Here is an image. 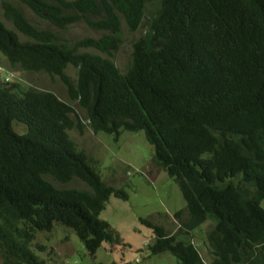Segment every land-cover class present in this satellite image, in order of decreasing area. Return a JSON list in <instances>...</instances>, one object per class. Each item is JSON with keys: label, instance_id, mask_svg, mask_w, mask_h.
<instances>
[{"label": "trees", "instance_id": "16d2710c", "mask_svg": "<svg viewBox=\"0 0 264 264\" xmlns=\"http://www.w3.org/2000/svg\"><path fill=\"white\" fill-rule=\"evenodd\" d=\"M17 1L54 30L0 0L12 25L0 20V53L10 68L58 76L69 102L0 75V264H47L34 240L54 224L92 257L117 239L99 214L111 195L128 194L104 182L70 138L84 127L71 102L95 133L117 140L142 131L152 162L178 187L185 206L173 216L183 235L140 219L155 236L151 254L168 252L177 264H264V0ZM121 19L130 32L145 26L125 71L112 59ZM78 22L102 35H60ZM74 178L88 188L70 185Z\"/></svg>", "mask_w": 264, "mask_h": 264}, {"label": "rangeland", "instance_id": "374dc122", "mask_svg": "<svg viewBox=\"0 0 264 264\" xmlns=\"http://www.w3.org/2000/svg\"><path fill=\"white\" fill-rule=\"evenodd\" d=\"M12 2L38 28L54 30L52 25L40 20L24 4L17 0H12ZM2 12L0 4V20L8 28H12ZM151 14H153V6L149 3L143 20ZM144 33V22L137 31L130 32L122 20L120 47L112 57L119 70H126L130 62L131 44L134 39ZM60 35L69 40H76L86 36L99 37L102 32L89 28L85 23L78 22L61 31ZM20 37L25 39L22 34ZM90 51L95 52L92 49ZM66 72L72 79L76 78L75 67L68 65ZM0 75L5 80L53 91L62 100L69 102L65 88L58 76L51 77L45 72H27L19 67L10 68L1 53ZM71 104L84 122V127L81 132L77 129L69 130L70 138L98 166L96 168L99 169L102 180L109 185L123 186L128 198L122 200L111 195L99 214V218L107 221L117 235L116 243H103L92 257L86 253L81 241L72 230L60 224H54L50 231L36 233L34 241L39 245H44L43 250L37 251L40 257L44 258L47 264H94L95 262L134 264L135 260L138 261L136 262L138 264H177V259L167 252L149 254L147 246L155 239V236L152 230L140 220L143 218L161 224L168 234L178 232L179 235H183L185 231L173 216L174 211L184 208V200L174 181L152 162V145L146 141L142 131H122L117 140L111 134L95 133L87 125L84 111L76 102H71ZM11 125L17 133H23L26 130L25 125L16 121H12ZM70 185L80 187L79 189L88 188L84 182L77 178H74ZM261 206L264 208V200L261 202ZM209 226L206 222L202 227L206 230ZM203 229L193 231L192 236L195 238V242L197 239L201 241ZM200 244L202 247L204 246L203 242ZM197 248L202 257L206 258V252L199 246Z\"/></svg>", "mask_w": 264, "mask_h": 264}, {"label": "clouds", "instance_id": "9594fccd", "mask_svg": "<svg viewBox=\"0 0 264 264\" xmlns=\"http://www.w3.org/2000/svg\"><path fill=\"white\" fill-rule=\"evenodd\" d=\"M121 23H122V20H121ZM120 30H121V29H120ZM2 77H3V76H2ZM4 80H5V79H4ZM5 81H8V80H5ZM152 242H153V241H152ZM152 242H151V243H152ZM103 243H106V242H103ZM103 243H102V244H103ZM115 243H116V242H115ZM151 243H150V244H151ZM102 244H101V245H102ZM148 246H149V244H148ZM148 246H147V248H148ZM148 250H149V249H148ZM167 253H168V252H167ZM149 254H151L150 251H149ZM158 254H159V253H158ZM153 255H155V254H153ZM170 255H171V254H170ZM136 262H138V261L135 260L134 264H138V263H136Z\"/></svg>", "mask_w": 264, "mask_h": 264}]
</instances>
